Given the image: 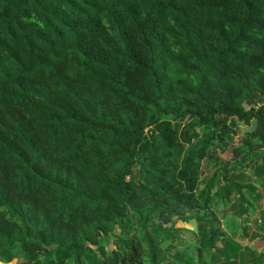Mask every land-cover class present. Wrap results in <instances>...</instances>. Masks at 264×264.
<instances>
[{"label": "trees", "instance_id": "trees-1", "mask_svg": "<svg viewBox=\"0 0 264 264\" xmlns=\"http://www.w3.org/2000/svg\"><path fill=\"white\" fill-rule=\"evenodd\" d=\"M261 161L264 0H0V263L264 264Z\"/></svg>", "mask_w": 264, "mask_h": 264}, {"label": "rangeland", "instance_id": "rangeland-1", "mask_svg": "<svg viewBox=\"0 0 264 264\" xmlns=\"http://www.w3.org/2000/svg\"><path fill=\"white\" fill-rule=\"evenodd\" d=\"M243 129L245 126L242 124ZM204 163H208V160H205ZM233 163H244L242 159H238L236 161H233ZM261 165H264V161L260 162ZM212 169V168H211ZM213 170H210L208 168H205L203 172L204 177H208L212 174ZM244 175L245 180H248L249 185H252L255 190V196L248 194V197L251 199L253 206L250 211V217H251V223L249 228V237L244 239L242 238V230L239 224L237 223V218L234 216V212H228V215L224 217L225 209L223 207V202L220 199L214 200L209 209L202 210L199 214L202 215H209V216H216L220 219V222L222 226L225 227L226 230L229 232L231 231V228L234 226V229L236 230L235 239L240 241L243 245L246 246H252L255 245V242L257 239L261 237V235L264 236V174L263 175H257L255 172V169L253 168V165L250 164V166H246L244 168H238L236 171V175ZM247 182V183H248ZM195 217V213L190 214L189 218L192 219ZM230 219H234L235 222H233V226H227V221ZM194 228H191L192 224H183L181 222L177 223V232L179 236L182 238V241L174 244H171L169 241H158V245L162 247L164 251L169 253L170 257H177L180 255V253H185L186 255L190 253L192 250H196L193 255L197 260L190 262V264H214L213 260L211 259L210 255L208 253H204L203 259L199 257V254L196 253L198 250V242L196 241L195 236V223L194 221L191 222ZM166 226V225H165ZM144 233V230L142 228H139L138 231H136V234ZM260 235V237L258 236ZM259 237V238H257ZM183 246V247H182ZM256 254L264 253V247L259 249L258 252H255ZM163 257V256H162ZM169 257V259H170ZM171 263L174 262L170 259ZM160 262L163 264L165 263V259H160ZM17 260L15 259L10 264H16ZM2 264V263H0Z\"/></svg>", "mask_w": 264, "mask_h": 264}]
</instances>
